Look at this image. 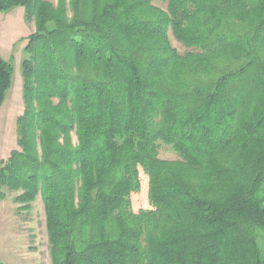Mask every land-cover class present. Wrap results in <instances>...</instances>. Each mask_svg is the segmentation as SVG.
<instances>
[{"label":"trees","instance_id":"obj_1","mask_svg":"<svg viewBox=\"0 0 264 264\" xmlns=\"http://www.w3.org/2000/svg\"><path fill=\"white\" fill-rule=\"evenodd\" d=\"M51 1L0 0L35 28L0 189L41 199L51 263L264 264V0Z\"/></svg>","mask_w":264,"mask_h":264},{"label":"rangeland","instance_id":"obj_2","mask_svg":"<svg viewBox=\"0 0 264 264\" xmlns=\"http://www.w3.org/2000/svg\"><path fill=\"white\" fill-rule=\"evenodd\" d=\"M56 5V0L51 1ZM151 5L163 12L167 11V4L161 0H150ZM34 22L25 18L22 7L0 13V56L13 66L11 88L0 107V162L6 161L10 153L20 150L18 146V132L16 120L23 114V79L22 63L25 59L24 47L27 38L34 32ZM171 47L179 54L189 50L168 33ZM76 143V137L72 135ZM158 157L162 160H177L178 155L172 147L159 142ZM141 189L131 196L132 210L151 209L148 202V178L139 169ZM5 193V199L0 202V262L4 264H52L47 238L44 207L38 197L24 209L22 204L16 203L15 197L19 192H12L6 188L0 189Z\"/></svg>","mask_w":264,"mask_h":264}]
</instances>
